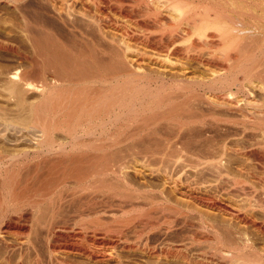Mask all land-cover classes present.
<instances>
[{
	"label": "bare ground",
	"instance_id": "1",
	"mask_svg": "<svg viewBox=\"0 0 264 264\" xmlns=\"http://www.w3.org/2000/svg\"><path fill=\"white\" fill-rule=\"evenodd\" d=\"M123 1L0 0L28 43L11 27L0 40L15 61L0 66V94L13 118L41 130L31 145L0 146L2 250L17 249L14 264H127L110 251L119 247L166 264H264V195L245 191V204L222 195L228 183L244 184L233 170L249 158L264 167L262 138L251 141L261 150L233 138L249 127L264 135L247 124L248 114L264 117V0ZM111 13L146 31L119 26ZM77 26L109 43L97 47L107 55L59 38ZM25 162L20 180L11 169ZM118 211L127 216L106 233L102 214ZM92 214V234L69 231L73 218Z\"/></svg>",
	"mask_w": 264,
	"mask_h": 264
},
{
	"label": "rangeland",
	"instance_id": "2",
	"mask_svg": "<svg viewBox=\"0 0 264 264\" xmlns=\"http://www.w3.org/2000/svg\"><path fill=\"white\" fill-rule=\"evenodd\" d=\"M126 3H127V0H124L123 1V4L124 5H126ZM2 7V8H1ZM7 11H5V10ZM3 10V11H2ZM0 14L2 15V17L3 18H1V23H0V40L1 41H8V40H10L11 38H9V37H11V34H12V32H10V30L9 29H11V28H13V29H15V31H13L14 33V37H15V39H17V41L20 43V42H22L21 44H23V42L24 43H27V41H24V40H26L25 38H24V35L23 34H20L21 32H22V26H23V22L22 21H20L19 22V20H16L15 19V21L14 20H12L11 18H10V16H9V14H10V11L8 10V8L7 7H5L4 5H0ZM3 13V14H2ZM5 13H6V15H7V13H9L8 14V16H6L5 15ZM114 13V12H113ZM113 13H111V15L112 16H114L113 15ZM117 14V15H116ZM5 15V16H4ZM110 15V16H111ZM4 17H6V18H4ZM7 17H9L11 20H12V22H10L11 20H9V19H7ZM110 18V17H109ZM112 18V17H111ZM115 21H117L118 22V25L119 26H121V25H124L125 23L127 24V25H129L130 27H134V22H131V21H133V20H131V19H125V17L123 18L122 16H120V15H118V13H115V16H114V18H113ZM7 20V21H6ZM14 21V22H13ZM125 21V22H124ZM116 22V23H117ZM123 22V23H122ZM132 23V24H131ZM125 24V25H126ZM13 25V26H12ZM46 25V24H45ZM80 25H83V24H80ZM11 27V28H10ZM135 27H136V25H135ZM135 27H134V29H135ZM142 27H144V26H142L141 25V27H139L140 28V30H138L139 28L138 27H136V31L135 32H137L138 31V33H141L140 31H142V29H144V28H142ZM9 28V29H8ZM85 28H87V27H85V26H83V27H80V26H77L75 29H73L74 31L72 32L71 30L68 32V31H66V30H64L63 31V33H62V31L59 33V35H60V39L61 40H63V42L65 41V43L67 42V44L69 43V45H71L72 44V46L71 47H75L74 49H76L77 47H79V46H81L82 45V47H81V49H83V51H84V53L86 52V53H88L90 50H92L91 52L94 54V56H96V55H98V58H100V55H102V53L101 52H99V50H98V48L97 47H99V45L101 44V43H103V38L102 37H100L97 33L94 35L93 33H95V31L93 30V28H91L92 29V31H94L93 33L92 32H90L89 33V31H88V33H85L86 32V30H89V29H85ZM12 29V30H13ZM20 29V30H19ZM85 29V30H84ZM9 30V31H8ZM21 31L19 34L18 33H16L17 31ZM81 30H83L84 31V33H80V31ZM109 31H111V32H116V30H112V29H110ZM143 31H146V29H144ZM143 31H142V33H143ZM10 32V33H9ZM66 32H68V34L66 33ZM61 34H63V36H61ZM70 37H68L67 35ZM70 34V35H69ZM77 34V35H76ZM20 37H19V36ZM17 36H18V38H17ZM22 38H24V39H22ZM77 38V39H76ZM67 39H69V40H67ZM72 40V41H71ZM70 41V42H69ZM105 42H107L106 40H104ZM82 42V43H81ZM86 42V43H85ZM71 43V44H70ZM75 43V44H74ZM99 43V44H98ZM28 44V43H27ZM26 44V45H27ZM87 44V45H86ZM109 44V43H108ZM108 44H101V45H108ZM76 45V46H75ZM110 45H108V47H109ZM27 48V50L29 51V50H31V51H29V53H31L30 55H32V48H31V46L30 45H28V46H26ZM30 47V48H29ZM85 47V48H84ZM80 48V47H79ZM78 49V48H77ZM85 50H89V51H85ZM90 52V54L92 55V53ZM1 54H0V66H5V67H7V66H11L12 64H14V59H12L13 57H9L8 56V54H6L5 52L3 53V52H0ZM96 53V54H95ZM98 53H100V54H98ZM3 55V56H2ZM41 55L42 54H40V56L38 57V61H41L40 63H39V65H38V67L40 68V66L42 65L43 66V63H46V59L45 58H47V57H45L47 54H45V52L43 53V55H44V57H41ZM42 55V56H43ZM103 55H107L106 53H104ZM102 55V56H103ZM48 56V55H47ZM93 56V55H92ZM101 56V57H102ZM97 57V56H96ZM96 57H94V58H96ZM8 58V59H7ZM44 58V59H43ZM105 59L106 58V56H104V57H102V59ZM4 59V60H3ZM41 59V60H40ZM43 59V60H42ZM9 60H10V62H9ZM100 60V59H99ZM14 61V62H13ZM101 61V60H100ZM100 61H98L99 62V65H101V66H99L100 68V70H102V71H104V69L102 68V67H105V66H103V65H105L103 62H100ZM10 63V64H9ZM101 63V64H100ZM4 64V65H3ZM15 64H17V63H15ZM42 66H41V68H42ZM109 79H112V78H109ZM115 80L114 79H112L111 80V82H114ZM80 83L81 82H78V83H75V87H78V86H80ZM82 84V83H81ZM83 84H85V83H83ZM95 85H100L99 83H94ZM110 87V86H109ZM31 94V93H30ZM31 95H34V92L31 94ZM32 97V96H31ZM3 97V95H1L0 94V108H4L6 111H9V107H11L13 104H12V102H10V101H8L6 98H4ZM12 104V105H11ZM7 107H8V109H7ZM43 110H45V108H43L42 110H41V113L43 112V117H46L45 115H47L46 113L48 112V110H46L45 112L43 111ZM2 111V110H1ZM11 111H13V109L11 108V110L9 111L10 113L9 114H2V113H0L1 115H0V146H4L5 144L6 145H11L12 147H14L15 146V144L16 145H19V144H28V145H31L32 144V142H34V140L38 137L37 136V133H39V132H41V130H40V125L38 126V124H36V122H34V121H30V122H28L27 124H24V123H21L20 121H17L15 118H13V116H14V114H11V113H14V112H11ZM41 113L39 114L40 116H41ZM48 114H50V112H48ZM6 115V116H5ZM13 115V116H12ZM234 115H236V114H234ZM239 116L238 117H240V115L241 114H238ZM257 115V116H256ZM3 116V117H2ZM262 116V115H261ZM15 117V116H14ZM248 117H249V119H247V121H248V123L247 124H253V122H256L255 124H257V125H259V126H264V117H263V120L262 121H260V120H257L256 121V119H259V117H258V114H248ZM256 117V118H255ZM258 117V118H257ZM257 122H259V123H257ZM260 124H262V125H260ZM240 126V125H239ZM258 126V127H259ZM251 131V132H250ZM59 132L61 133V130L59 131V130H56L55 132H54V136H56V138H59V139H61L60 137H62L63 138V136L61 135V134H59ZM63 132V131H62ZM259 132V133H258ZM34 134H36V135H34ZM257 134V135H256ZM259 134V135H258ZM33 135V136H32ZM244 135V136H243ZM256 136V137H255ZM258 136V137H257ZM264 136V135H263ZM263 136L261 135V133H260V131H259V129L258 130H256V131H254V129L253 128H251V127H249L248 129H247V131H245V133H243L242 134V136H241V134H238V135H235L233 138H234V140L236 141V143H238L239 145L240 144H247V142H248V146L250 147V148H255V150H261V146H259V145H257L258 143H257V140H258V138L260 139V140H264V138H263ZM248 138L247 139V141L244 139V138ZM252 137H254V138H252ZM30 138V139H29ZM262 138V139H261ZM33 139V140H32ZM251 139H253V140H251ZM243 140H245V141H243ZM4 141V142H3ZM256 142L257 144H255L254 145V143H252V142ZM245 142V143H244ZM8 143V144H7ZM13 143H14V145H13ZM252 143V144H251ZM8 145V146H9ZM10 146V147H11ZM263 149V148H262ZM263 152H264V150H263ZM264 154V153H263ZM253 159H255V158H252V159H250L249 158V161H246L245 162V165H246V169H244L243 171H237L236 169H234L233 171H234V173H237L236 175H238V178L240 179L241 178V180H243V185H234L233 186V184H231V185H229V183H228V185L226 186V188L225 189H227V190H223V192H222V195H223V197H225V196H229L230 195V197H231V199L232 200H234L233 198H235V200L236 199H238L237 200V203H241V202H243V204H245L244 202H245V200H246V202H247V197H248V199L250 198V197H252L251 195H250V193H249V196L247 195L248 194V192H252V195H253V193H255L254 195H256V194H258V195H264V167H262V163L260 162L261 160H259L258 158H256L255 160H253ZM248 162V163H247ZM24 164H26V165H24ZM24 168H23V167ZM29 166V165H28ZM27 166V163L25 162V163H23V164H21V166L20 165H13L12 166V169H11V166L9 167V169H11V171L12 170H14V169H17L18 167V169H20V172H19V176H18V178L20 177V180H22V178H23V173H25L28 169L27 168H29ZM258 166V167H257ZM260 166V167H259ZM14 168V169H13ZM22 168V169H21ZM26 168V169H25ZM260 168V169H259ZM262 169V170H261ZM24 170V171H23ZM237 171V172H236ZM263 171V172H262ZM23 172V173H22ZM239 173V174H238ZM241 173V174H240ZM20 174H21V176H20ZM22 177V178H21ZM0 179H1V177H0ZM245 181V182H244ZM263 182V183H262ZM72 183V181L71 180H69L68 182H67V185H68V187L70 186V184ZM51 184V183H50ZM49 185V184H48ZM72 185V184H71ZM233 186V187H232ZM237 186H239V188L237 187ZM243 186V188H244V190H242L243 188H240V187H242ZM228 187V188H227ZM249 187V188H248ZM253 187H254V189H253ZM231 191H230V190ZM238 189V190H237ZM249 189H251V190H249ZM252 189H253V191H252ZM249 190V191H248ZM56 191V192H55ZM54 191V193H52L50 196H48V197H46L43 201H41V205L39 206L40 208H44L45 206H48V204L50 205L53 201H54V199H55V196H56V194H57V191L58 190H55ZM247 192V194H246V192ZM255 191V192H254ZM217 192H219V189H218V191ZM225 192V193H224ZM224 193V194H223ZM228 193V194H227ZM36 196V195H35ZM247 196V197H246ZM53 197V198H52ZM230 197H226L225 198V200L226 199H230ZM233 197V198H232ZM243 197L245 198V199H243ZM254 197H256V196H254ZM36 198H40V196L38 197V195H37V197ZM43 199V198H42ZM227 200V201H229V202H231L232 200ZM243 199V200H242ZM241 200V201H240ZM52 201V202H51ZM239 201V202H238ZM242 204V203H241ZM44 206V207H43ZM27 207H29V205L27 206ZM31 207V206H30ZM29 207V208H30ZM4 207L3 206H1V208H0V219H2L3 217L2 216H4L5 215V213H2V209H3ZM34 209V208H33ZM9 210H11L9 213L10 214H12V215H14V214H19L20 212H21V210L22 209H20V211H12L13 209L12 208H10ZM258 211H260V210H258ZM257 211V212H258ZM15 212V213H14ZM38 214H37V213ZM123 212V211H122ZM121 211H118L115 215H113V214H111L110 215V213H103L102 214V218L105 220V226H108V224L109 225H111V226H108L109 228H110V230L111 231H109V229L108 230H105V232L106 233H109V234H115V232H113L114 230L113 229H115V226H117L118 225V221L120 222V220H121V222H122V220L127 216V214L126 213H122ZM261 212V211H260ZM260 212H258V215L260 216H263L264 215V213H260ZM36 213V214H35ZM40 213H41V211H36L35 209H34V213L32 214L34 217L35 216H39L40 215ZM159 212H157V216L159 215V217L158 218H160L161 216H160V213L158 214ZM105 214V215H104ZM108 214V215H107ZM154 214V213H153ZM93 215L96 217V216H98V215H95V214H92V215H90V216H86V218L85 219H87V221H85V219H83V221H82V223H84V221H85V223L84 224H86V225H88L89 226V224L88 223H86V222H88V221H91L90 219H95V217H93ZM99 215H101V214H99ZM110 215V216H109ZM155 215H156V212H155ZM37 216V217H38ZM152 217L154 216V215H151ZM8 217H9V215L8 216H6V217H4V220H6V218L8 219ZM33 217V218H34ZM37 217H35V219L37 218ZM90 217H93V218H90ZM101 217V216H100ZM32 218V220L29 222V227H30V229H29V233H30V235H32V236H34V230H35V228L36 227H39V225H37L36 223H35V219H33ZM101 218V219H102ZM151 218V217H150ZM154 218V217H153ZM157 218V219H158ZM89 219V220H88ZM154 219H156V217L154 218ZM3 220V219H2ZM77 220V221H76ZM76 220L73 218V221H71V224H72V226L70 225V227H71V229H69V231L71 232V233H75V234H78V233H87L88 235L91 233L92 234V232H94L93 230H95V228L93 227H88L87 228V226L85 225L84 226V224L82 225V223H81V221L80 220H82V219H79V218H77L76 217ZM159 220V219H158ZM103 221V220H102ZM107 221V222H106ZM104 222V221H103ZM113 222V223H112ZM32 223H33V226H32ZM108 223V224H107ZM116 223H117V225H116ZM107 224V225H106ZM115 224V225H114ZM112 225H113V227H112ZM85 228H84V227ZM34 227V228H33ZM83 227V228H82ZM113 230V231H112ZM109 231V232H108ZM32 233V234H31ZM10 236H12V235H10ZM9 236V237H10ZM13 237V236H12ZM56 238H58L57 240H59V241H62L63 240V238H62V236H58L57 235V237ZM61 238V239H60ZM258 238V239H257ZM257 238H255V239H257L258 241H259V237H257ZM256 240V241H257ZM261 240V239H260ZM120 246V245H119ZM118 246V247H119ZM2 246L0 245V262L2 261V263H0V264H14V259L17 257V255H19V254H17V253H19L18 251H17V249H16V251L15 250H13L12 252L11 251H9V252H4V251H7V250H5V249H3L2 250V248H1ZM118 247H116V248H118ZM115 249V248H114ZM114 249H110V251L111 250H113V251H111V252H114V251H117V252H119V253H121L120 255H122V256H120V258H122V259H124V261H126V263L128 264H166L165 263V261L164 260H159L158 259V261H157V258H151V257H146V255H144V253H142L141 251H139L138 250V252L137 251H124V250H122L120 247L118 248V250H114ZM121 251H120V250ZM3 251V252H2ZM15 251V252H14ZM13 253V254H12ZM136 253V254H135ZM5 254V255H4ZM10 254H12V255H10ZM132 256H131V255ZM4 255V256H3ZM25 256H28V254L26 255L25 254ZM128 256V257H127ZM5 257H7V258H5ZM11 257V258H10ZM13 258V259H12ZM126 258V259H125ZM128 259V260H127ZM147 259V260H146ZM11 260V261H10ZM138 261H139V263H138ZM13 262V263H12Z\"/></svg>",
	"mask_w": 264,
	"mask_h": 264
}]
</instances>
